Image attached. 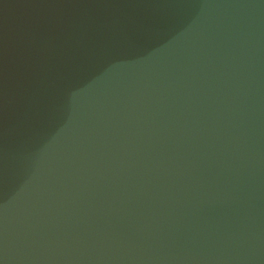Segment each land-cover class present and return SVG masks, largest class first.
<instances>
[{
    "label": "water",
    "instance_id": "95a60500",
    "mask_svg": "<svg viewBox=\"0 0 264 264\" xmlns=\"http://www.w3.org/2000/svg\"><path fill=\"white\" fill-rule=\"evenodd\" d=\"M0 264H264V0H0Z\"/></svg>",
    "mask_w": 264,
    "mask_h": 264
}]
</instances>
